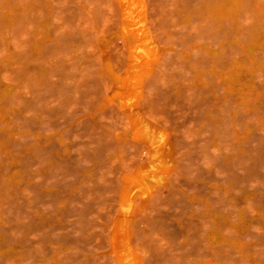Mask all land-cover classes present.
I'll list each match as a JSON object with an SVG mask.
<instances>
[{
	"label": "rangeland",
	"instance_id": "1",
	"mask_svg": "<svg viewBox=\"0 0 264 264\" xmlns=\"http://www.w3.org/2000/svg\"><path fill=\"white\" fill-rule=\"evenodd\" d=\"M140 1L0 0V264H264V0Z\"/></svg>",
	"mask_w": 264,
	"mask_h": 264
},
{
	"label": "bare ground",
	"instance_id": "2",
	"mask_svg": "<svg viewBox=\"0 0 264 264\" xmlns=\"http://www.w3.org/2000/svg\"><path fill=\"white\" fill-rule=\"evenodd\" d=\"M122 8L129 9L131 11L129 17L130 20L138 24L140 22L141 16L144 11V4L140 0H117ZM13 16L7 17V23L10 24L12 22ZM123 37L131 42L130 47V61L132 65H136L137 68L133 71L138 76L141 75V71L144 68L150 69L152 61L156 59L157 56L151 57V53L149 48H147L148 40L141 38L136 29H131L124 31ZM253 67V65H252ZM253 70L249 68H239L234 71L231 78L224 80L225 84L229 89L236 88L238 90V97L240 101H245L247 98V94L245 93V85L248 84L249 87L253 86L252 81ZM111 78H115L116 73L110 70ZM130 86L128 82L125 81L123 84L124 92L119 95L126 96L127 93L130 92ZM127 90V91H126ZM247 91H254L248 89ZM256 95V94H255ZM253 96V95H252ZM255 97V96H254ZM123 98V97H122Z\"/></svg>",
	"mask_w": 264,
	"mask_h": 264
}]
</instances>
